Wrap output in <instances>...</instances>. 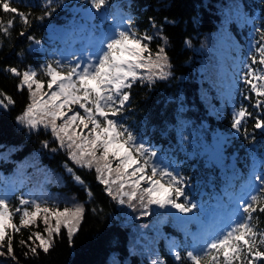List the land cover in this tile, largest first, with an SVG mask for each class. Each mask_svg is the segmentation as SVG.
Masks as SVG:
<instances>
[{"label":"trees","instance_id":"trees-1","mask_svg":"<svg viewBox=\"0 0 264 264\" xmlns=\"http://www.w3.org/2000/svg\"><path fill=\"white\" fill-rule=\"evenodd\" d=\"M47 3L48 0L14 3L20 11L31 12V24L25 27L17 18L9 35L0 34V92L14 100L13 105L0 107V192L6 195L12 209L19 206L21 198L31 200L45 196L55 198L61 209L75 203L82 205L85 212L71 245L63 232L47 255L40 252L38 257L29 255L25 259L26 249L20 247L18 241L27 240L31 231H41L38 221L39 227L22 229L15 235L18 260L0 257V264H110L111 250L120 258V264H124V260L126 264H151L152 254L166 264H190L186 251L199 239L210 220L227 223L230 216L234 219L241 215L235 211V202L241 196L256 194L264 198V192H255L247 184L254 170L264 172L260 167L264 159V130L253 127L257 112L264 119V109L251 106L254 96L243 100L240 93L245 86L239 82L242 63L249 62L250 49L260 41L256 29L264 30V0H110L111 7L104 12L107 20L95 10H92L93 18L89 19L86 11L89 6L82 0H52L55 9L52 15L37 20ZM234 5L239 6V15ZM121 10L131 16L140 33L152 31L149 17L158 25L163 24L165 18L175 21L163 26V35L168 38L166 52L171 75L151 86L147 82L133 85L129 90L132 111L125 112L124 123L146 146L158 152L157 163L187 181L188 198L199 208L189 214L183 224L172 216L161 215L174 210L155 209V206L147 216L133 212L126 205L121 212L118 203L96 180L94 169L73 164L66 150L53 152L57 144L50 131L43 127L29 131L17 122L28 103V92L26 88L18 90L19 79L3 69L12 66L23 72L32 68L40 77V67L49 61L74 63V57L94 50L100 34L109 30L106 26L115 23L111 19L114 11L120 13ZM8 18L10 16L0 10V20L6 23ZM224 25L225 29L220 31ZM20 31L25 35H19ZM218 33L222 34L218 36ZM29 35L39 40L40 45L29 41ZM237 37L241 45L235 44ZM224 44L237 46L239 51L233 50L234 54L228 57L221 55ZM156 46V41L150 44L152 49ZM226 60L229 63H225ZM221 66L227 69L229 77L224 82L236 81L230 96L221 86L218 75ZM241 105L247 107L253 117L246 119L238 133L232 129L231 122L234 110ZM46 141L48 148L42 146ZM66 168L80 176L84 185L75 182ZM44 170L54 175L59 173L62 180L57 184L42 183L40 174L44 178ZM120 214L131 217L129 224H136L130 226L120 221ZM14 219L18 224V216ZM253 223L258 230H264V213H255ZM173 242L182 257L179 262L170 250Z\"/></svg>","mask_w":264,"mask_h":264},{"label":"snow or ice","instance_id":"snow-or-ice-1","mask_svg":"<svg viewBox=\"0 0 264 264\" xmlns=\"http://www.w3.org/2000/svg\"><path fill=\"white\" fill-rule=\"evenodd\" d=\"M82 2L89 6L86 9L89 19L93 18L92 10L104 20L108 19L104 12L111 7L110 0ZM14 3H20V0H0V10L10 16L6 23L0 20V34L4 36L9 35L17 18L25 27L31 24V12L20 11L13 6ZM233 8L239 15V6L234 5ZM54 10L52 0H48L43 14L36 19L43 20ZM111 19L116 22L115 26L100 34L93 51L74 57V63L61 60L47 62L40 67L42 78L32 68L23 72L12 66L3 69L19 79L18 90L26 88L28 92V103L22 115L17 117V122L29 131L40 127L50 131L57 144L52 151L66 150L68 160L73 164L83 169H94L96 180L116 203L126 205L133 212L139 211L141 216L154 211L152 206L174 210L161 215L172 216L179 224L186 223L189 214L199 208L188 198L185 191L187 181L174 170L157 163L158 152L146 146L138 134L124 123L125 112L132 111L129 108V90L133 85L147 82L151 86L155 81L168 79L171 75L166 52L168 38L163 35V26L175 21L165 18L163 24L158 25L153 17H149L152 31L140 33L131 16L122 10L113 14ZM256 31L260 41L250 49L247 57L250 63H242L239 82L245 86L240 93L243 100H251L254 96L255 102L251 106L260 110L264 109V30L257 28ZM19 35L24 36L25 32L20 31ZM27 39L35 45L41 43L31 35ZM153 41L157 42L155 49L150 47ZM218 75L224 93L230 96L236 81L224 82L229 77L223 66ZM13 104L12 97L0 92V107L7 108ZM250 117L253 113L241 105L233 112L232 129L239 133L241 125ZM253 127L264 130L260 112L256 113ZM245 136L247 138L246 129ZM182 139L187 140L188 137L182 136ZM42 146L48 148L49 144L46 141ZM260 167L264 168V159ZM66 171L72 174L75 182L84 185L81 177L74 175L71 168H66ZM44 173L42 183H59L60 177L47 170ZM247 184L255 192H264V172L254 170ZM225 191L228 194L227 189ZM88 195L91 193L88 192ZM235 203V211L241 215L234 219L230 216L227 223L210 220L199 239L186 251L190 264H259L264 261V230H258L253 223L255 213H264V198L250 194L241 196ZM84 212V207L79 204L61 209L55 198L45 196L31 200L21 198L19 206L12 209L6 195L0 192V257L17 261L15 235L20 234L22 229L39 227V223L43 224V231H31L27 240L18 241L19 246L26 249L25 259L29 255L38 257L40 252L47 255L56 238H62L63 232H66L71 245ZM17 216L18 224L14 219ZM170 250L179 262L182 257L174 242ZM152 264L166 262L154 256Z\"/></svg>","mask_w":264,"mask_h":264},{"label":"rangeland","instance_id":"rangeland-1","mask_svg":"<svg viewBox=\"0 0 264 264\" xmlns=\"http://www.w3.org/2000/svg\"><path fill=\"white\" fill-rule=\"evenodd\" d=\"M116 23V22H115ZM114 23V24H115ZM114 27V26H113ZM110 28V27H109ZM225 29V25L222 27V28H220L219 30L220 31H222V30H224ZM222 33H218V36H220ZM235 44L236 45H241L242 44V41H241V39L239 38V37H237V39H236V41H235ZM239 51V48L237 47V46H231V44H224L223 46H222V52H221V55H224V56H226V57H228V56H230V55H232V54H234V53H232V51ZM225 63H227L228 62V60H226V61H224ZM229 63V62H228ZM55 173V172H54ZM55 175L56 176H58V177H60V179H61V176H60V174L59 173H55ZM40 176H41V179L44 181V178L42 177V175L40 174ZM62 180V179H61ZM52 184H57V183H54V182H51ZM49 184V183H48ZM72 204H75V203H72ZM118 206L120 207V209L122 210L121 212H124L123 210H125L127 207L125 206V205H120V204H118ZM122 207V208H121ZM131 217L130 216H128V215H126V214H120V221H122V222H125L126 224L128 223V222H130L131 221V219H130ZM129 224V223H128ZM136 223H130L129 225L130 226H134ZM41 226H42V229H41V231H43V224L41 223ZM110 256H111V260H110V264H120V258L119 257H117L116 256V254L114 253V250H111V254H110ZM154 256H157L156 254H152L150 257H149V259H150V262H151V264H152V260H153V257ZM125 258V257H124ZM124 264H126V260H124Z\"/></svg>","mask_w":264,"mask_h":264}]
</instances>
